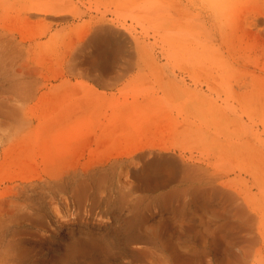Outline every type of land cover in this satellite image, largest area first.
<instances>
[{
    "label": "bare ground",
    "instance_id": "6f19581e",
    "mask_svg": "<svg viewBox=\"0 0 264 264\" xmlns=\"http://www.w3.org/2000/svg\"><path fill=\"white\" fill-rule=\"evenodd\" d=\"M210 3L211 0H185L182 8L176 11L178 4L176 0H137L133 4L139 15H135V12L132 14L131 11L129 15L136 18L137 21H146L147 24L153 22L151 23L152 40L149 36L147 38L139 36L135 26H132L131 29L132 38L127 34L112 30V28L100 26L102 19L96 21L92 19L83 28L77 29L80 32L79 35L77 34V38H72L73 34L68 38L65 31L66 29L75 30V20L72 23V29L69 28L72 26L71 24V26H66L62 20L68 13H73V19H76L75 6L77 4L75 0H0V12L3 16L8 14L11 9H15L19 23L31 26L33 29V31L25 33L21 31L20 27L4 26L0 28V47L6 50L9 42L14 43L17 47L7 55L2 50L4 53L0 59V109L2 108V113L5 109L7 110L9 122L14 117L11 114L15 115L18 110L21 100L31 96L34 88L41 90L46 87L44 81L50 72L46 66L49 56L50 58L55 56L62 65L67 62L69 69L68 77L60 85L51 87V90H57L61 85L71 86L72 78H78L83 74L90 77L93 87L106 89L104 94L102 93L106 99L103 97L97 101L98 110L104 109L109 104L115 105L118 112L123 111L126 120L130 117L129 114L132 110L137 109L136 112L141 110L138 108L146 109V112L150 113H154L151 111H155V109H167L171 113L166 118L167 121L160 118L159 115L153 116L154 122H151L153 124L147 129L141 126L142 123H139L140 126L137 127L126 123L123 126L119 125L120 127L104 129L103 133H112L117 137L108 139L100 136L98 138V142L105 144V146L103 145L104 153L101 156L103 160H100L103 166L98 172L90 173L94 168L91 161L93 157L82 162V172H79L77 168L74 171V176L67 174V169L74 164H80L81 158L75 159L73 162L72 159L65 163L58 162L50 177L58 180V185L66 195H69L72 188L74 191L75 186L80 187L88 180H92L95 184L98 181L105 183L111 181L112 186L106 191L108 194H115L116 198H119L121 203L123 202L121 206H124L118 213H114V222L95 223L94 221L89 222V219L86 223H80L74 211L70 213L72 217L56 220L55 231H52L51 234L52 238H57L59 231L66 236L77 234V242L73 243L71 239H68V241L70 240L69 244L71 241L73 244L71 249L68 248L69 255L67 257L70 262L85 264L84 258H90L86 264H96L99 254H108L109 258L112 245H117V248L126 253L131 242L133 244L140 242L142 245H146L141 248L142 245L139 243L140 248L133 251L137 253L153 254V252H157L165 256H176L178 251L182 250L191 254L190 252L200 249L193 242L202 236L200 232L196 231V228L205 221L202 217L205 215L200 216L199 209L196 211L195 207L201 205L205 207V203L215 196H218L216 199L223 203V207L214 212L211 210L210 218H214L221 227H224L228 226V218L231 214L235 220L234 226L242 227V224L245 223L249 234L255 232L258 214L256 188L259 181V148L256 125L257 73L251 71V78L234 76L232 71L248 66L243 63L231 64L229 63L231 61L224 62L225 60L222 59L213 61L209 58L212 47L211 32L214 24ZM97 7L99 8V6ZM254 11L251 23L258 26L261 22L264 27V8L257 7ZM60 25L62 26L59 27ZM176 28L177 32L181 34L179 40L184 41V46H186L185 51L182 50L186 52L185 59L181 64L179 63L180 75L176 74V40H178L176 39ZM94 31L96 34L92 37ZM248 31L250 32L249 29ZM257 34H254L255 37ZM90 37H92L90 42L98 43L101 51H109L103 52L106 58L110 57L109 54L112 53L114 45L119 48L121 55L129 56V60L121 65V71L112 70L111 63H97V59L95 60L94 57L90 60L93 61L92 67L89 71L86 70L87 73L80 69L81 66L79 67L80 64L76 60L82 47L89 43ZM229 52L231 51L229 50ZM58 71L56 75L61 74ZM127 73H131L130 78L123 85L134 82V80L151 84L146 89L153 88L152 93L157 94L156 100H158H148L145 101L146 103L124 100L119 103L121 98L116 97V90L122 91L120 83ZM78 83L82 84L83 82L79 81ZM125 86L123 89L127 90L128 88L126 89ZM79 94L78 90L75 97H78ZM80 100L79 96L75 104L81 105ZM156 102L158 105H155ZM176 103L179 104V106L177 105L179 117L175 114ZM82 106L79 107L82 111L75 114L76 118L90 111L84 110ZM157 113L159 114V112ZM14 118L13 122H15ZM149 119L150 116L148 121ZM0 120L2 119L0 118ZM166 122L170 124L169 133L161 128ZM176 125L179 126L177 130L180 131L181 139L186 145V151L180 157L163 151L169 148L170 142L174 139V133H177L174 131ZM75 127L73 128L75 131L72 130V132L83 133L82 130L80 132V128ZM64 131L65 129L61 132L58 130L59 133H57L56 130H53V133L62 134ZM95 131L92 130L89 133ZM81 142L80 137L73 138L70 143L68 142L67 148L69 150L83 148L85 144ZM148 148L151 149L150 153H145L144 150ZM72 155L75 156V154ZM150 155L152 157L149 158ZM123 172L126 173H124L125 178L131 173L133 179V182L128 181L129 183L123 181L125 188H122L118 182H114V179L120 177ZM102 187L103 185L100 188ZM78 190L77 193H79ZM71 197L75 196L71 195ZM105 200L107 201V199ZM65 201L68 203V198ZM226 202H229L230 205H225ZM115 204H117L116 201L112 199L108 206H115ZM164 211L179 215V221L170 219L172 222L165 223L164 216L162 222L149 221L156 214L162 215ZM102 212L105 210L93 214L95 216ZM81 220L84 219L81 218ZM207 232L209 234V231ZM59 237L61 239V235ZM70 237L72 238V236ZM176 241L181 244L180 250L177 249L179 246ZM66 244L63 247H66ZM106 252L108 253L106 254ZM97 253L98 255H96ZM111 255L110 257H112ZM122 261H125V257ZM132 262L134 264L136 260H132Z\"/></svg>",
    "mask_w": 264,
    "mask_h": 264
},
{
    "label": "rangeland",
    "instance_id": "374dc122",
    "mask_svg": "<svg viewBox=\"0 0 264 264\" xmlns=\"http://www.w3.org/2000/svg\"><path fill=\"white\" fill-rule=\"evenodd\" d=\"M184 1L185 0H176V3H178L177 5L180 6L179 7L176 5V11H179L182 8ZM136 2L137 0H75V3L77 4V6H75L76 19H73V13H68V15H66V17L63 18L64 20L62 21L64 22L63 24L67 26L70 24L72 25L73 21L75 20L77 28L75 27V30L66 29L65 33L68 38L72 34V38H77L80 33L77 30L78 28H83V26L89 23L92 19H94V21L102 19L100 26L102 25L105 28L108 27L110 29L112 28V30H117L122 34H127L130 38H132V26H135L139 36L145 38L149 36L153 40V28H151V23L153 22H148L147 24L146 21H137L136 18H133L129 15L131 14V12L132 14H134L133 12H135V15H139V12L135 9V6L133 4ZM97 6H99V8ZM210 6L212 13L211 16L213 17L214 24L212 26L211 32L212 47L209 52V58H211V60L213 61L220 59L225 60L224 62L231 61L229 63H234L237 65L243 63L245 66L247 65L249 67H242L237 71H232L234 76L251 78L252 72H255V74L257 73L256 82L258 89V98L256 105V125L258 131L259 148V181L256 188V191L258 193V214L256 216V230L254 233L249 234L248 227L245 223L242 224V227L234 226L233 222L235 220L233 219L231 214V217L229 216L228 218V226L226 225L224 227H221L219 223L214 220V218H210V213H212L211 210H213L214 212L215 210H220V207H223V203H221L219 199H216L218 198V196H215L205 203V207L204 205L195 207L197 208L196 211L199 209L198 213L200 216L202 214L205 215V217L202 216L205 220L204 223L198 225L196 228V231L200 232L202 236L200 237V239H198L199 241L195 240L193 242L200 248L199 250L190 252L191 254H189L188 252L180 250L181 244L179 243V241H176V244L179 246V248L177 247V245L176 247L181 251H178L176 256H165L161 253L158 254L157 252H153V254L150 253V255L149 253L142 254L133 252L135 249L140 248L139 245H142V243L139 242L140 244L138 243V245L137 243L133 244V242H131L126 253L120 248H117V245H112L113 247L109 252V258L107 254L108 252H106L107 255H98L97 253L96 255H98L97 258L99 257V260L96 264H100L101 262V264H132V260H136L134 264H156V262L157 264H264V27L262 25L263 23L261 22L258 26L251 23L253 22L252 15L255 13L254 9L257 7L264 8V0H211ZM0 19V28L4 26H10L13 28L20 27L21 31L25 33L33 31L31 26L19 23L15 13V9H11L10 12L4 16L0 12ZM61 26L62 25H60L59 27ZM72 27L73 25L69 28L72 29ZM56 28L57 26L55 27V29ZM247 28L250 30V32L253 31L251 32L252 35H250L251 33ZM260 32L263 34L261 35ZM95 34L96 33L94 31L91 36L93 37L95 36ZM254 34H257V36L260 37L256 36V38ZM92 37L89 38V43L85 47H82L81 51H79L80 55L78 56V59L76 61L80 64V69L82 71L84 70L87 73V71H89L92 67L93 61L90 60H92V57H94L95 60L97 59V63L108 62L111 63L112 70L121 71V65L129 60V56H126L124 54L121 55L120 51L118 50L119 48L114 45V48H112V53L109 54L110 57L106 58V56L103 55V52L109 51H101L98 43L90 42ZM180 37L181 34L177 32L176 28V39H178L176 40V74L179 75V63L181 64L184 61V56L186 55V52H184L186 46H184V41L179 40ZM8 44L9 45H7L6 50L2 49L3 47H0V59L2 58V54L4 53H2V50L5 51L7 55L9 53H12V50H15L17 48L12 42H9ZM237 46H239L240 48H238ZM101 47H103V45H101ZM229 50L231 52H229ZM233 52L236 53L234 54ZM46 62V66L50 70L48 77L44 81V86L46 87L41 90L34 88V92H32L31 96H29L25 100H21L20 106L18 110H16L15 115L13 113L11 114V116L13 115L15 117L14 118L12 116L15 122H13V118L11 119V122H9L7 120V118H9L7 110L5 109V111L2 113L3 110H1L2 108L0 109V118L2 119L0 120V264H74L68 260L67 256L69 255L68 248L71 249L73 246L72 241L74 243L77 240V234L75 233V235L72 234L66 236V234H63V232L61 233V231H59L57 238H52L51 234L52 231H55L54 226L56 224V220H58L59 218L64 219V217L70 218L72 217L70 213L74 211L76 212L77 220L80 223H86L87 221H89V219V222L94 221L95 223L114 222V213H118L124 206H121L123 205V202L121 203V200L119 198H116L115 194L111 193V195L106 191L107 188H110L112 186L111 181L106 183L98 181V183L95 184L92 180H88L85 181V184L81 185L80 187L75 186L74 191L72 188L70 190L71 194L69 193V195H66L58 185V180L53 179L52 176L50 177V175L54 172L55 167H57L58 162L65 163L70 159H72L73 162L75 159L81 158L80 164H74V166L67 169V174L74 176V171L77 170V168L79 169V172H82V162L87 161L89 160V158L93 157L91 161L94 164V168L91 169L90 173L93 174L95 172H98L103 166L101 162L103 158H101V156L104 153L103 151L105 146L104 143L101 144L100 142H98V138L100 136L107 137L108 139L117 137L112 133H103L104 129H107V127H120L126 125V123L127 125L136 127L140 126L139 123H142L141 126L147 129L153 124L151 122H154L153 116L159 115L160 118H163V120L167 121L166 118L171 114L167 109H155V111H151L154 113H150L146 112V109L138 108L141 110L136 112L137 109H134L135 111L132 110L130 112V117L128 118V120L130 121H128L126 120V116H123V111L118 112L115 105L109 104L107 105V107L105 106L104 109L98 110L97 101L100 100V98L104 97L103 92H105L106 89L102 87H93V81L90 79V77L82 74L81 76H79L81 78H72L71 86L61 85L57 90H51V87L60 85L62 81L65 80L66 77H68V63L65 62L62 65L55 56L51 58L49 56V59ZM57 70H59L58 72L61 73V76L56 75ZM260 73H262L263 75ZM130 74L131 73H127V75L121 80L122 83H120V86L122 87V91H120V89H117L118 91L116 90V97L118 98L119 96L121 98L119 103L124 100H129L128 102H147L148 100H158H156L157 94L152 93L153 88H150L148 90L146 89L147 87L151 86V84L148 85L145 83H141L143 81L134 80V82L123 85V83L126 82L128 78H130ZM76 79H78V82L82 81L83 83H78ZM124 86L126 89H128L124 90ZM78 90L80 93L78 97L80 96L81 98V100L79 101L81 105L79 104V106L75 104V101L78 98L75 97ZM55 91L57 92L55 93ZM104 99L106 98L104 97ZM155 105H158V103ZM177 105L179 106V104L176 103L175 114L177 117H179V107ZM80 106H82L84 110L90 111L83 113L82 115L84 116L81 115L80 117L76 118L75 114H78L82 111L79 108ZM134 112L135 114H133ZM157 112H159V114ZM149 116L150 119L148 121ZM118 118L121 120H119ZM169 125L170 124H168V122H166V124H163L165 128L161 127L162 130L164 129L169 133L171 130L169 129ZM75 126H77V128H80V132L82 130L83 133L77 134L76 132H72L73 128H76ZM177 128H179V126L176 125V128L174 127V131L177 133H174V139L170 142L169 148L163 151L165 153L180 157L182 153L186 151V145L183 142V139H181L180 131L177 130ZM64 129L65 131L67 130V132L64 131L62 134H57ZM53 130H56V135L53 133ZM92 130L95 132H90V134L89 131ZM78 137H80V139L82 140L81 143L85 144V146L83 148L76 149L77 151L71 149L69 150L67 148V145L73 138ZM149 150L151 149L148 148L144 151L145 153H150ZM72 154H75L76 157ZM150 157H152V155H150L149 158ZM138 165H140V163H138ZM124 173L125 172H123L120 177L114 179V182H118L119 184H121L122 188H125L123 181L133 182V179L130 175L131 173L126 175V178V173ZM118 179H120V181H118ZM99 182L101 183V185L99 184ZM102 185L105 188H100ZM101 189L105 191H100ZM77 190L79 193H77ZM64 195L66 199L68 198V203L67 201H65L66 199L64 200ZM71 195L75 197L73 198L71 197ZM105 199H107V201ZM112 199L115 200L117 204H115V206H108L109 202L111 203ZM226 203L227 204L225 205H230L229 202ZM103 210H105V212L95 215L98 218L97 219L94 214ZM90 211L92 212L90 213ZM173 214V212L169 214V212L164 211L162 215L156 214L149 221L162 222L163 216L164 221H166L165 223L170 222V219H172V221H179V215L177 216ZM81 218H83L84 220H81ZM99 218H101L100 220L102 221H100ZM200 226L203 227L201 228ZM207 231H209V234ZM235 234L239 235L236 236ZM60 235L61 239L59 237ZM70 236H72V238ZM68 239L72 240L70 243L71 245L69 244L70 240L68 241ZM193 243L191 242V244ZM65 244L66 247H63L65 246ZM144 245H142L141 248L146 246ZM122 254L123 256H121ZM110 255L112 257H110ZM124 257L125 261H122L124 260ZM171 259L172 261H169ZM87 260L90 261V258H84L85 264Z\"/></svg>",
    "mask_w": 264,
    "mask_h": 264
}]
</instances>
